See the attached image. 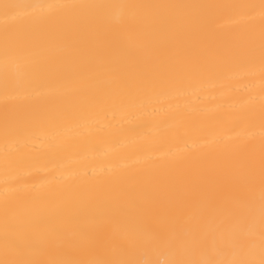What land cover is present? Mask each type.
<instances>
[{
	"label": "bare ground",
	"instance_id": "obj_1",
	"mask_svg": "<svg viewBox=\"0 0 264 264\" xmlns=\"http://www.w3.org/2000/svg\"><path fill=\"white\" fill-rule=\"evenodd\" d=\"M0 264H264V0H0Z\"/></svg>",
	"mask_w": 264,
	"mask_h": 264
}]
</instances>
